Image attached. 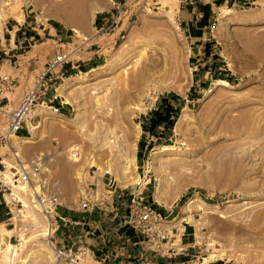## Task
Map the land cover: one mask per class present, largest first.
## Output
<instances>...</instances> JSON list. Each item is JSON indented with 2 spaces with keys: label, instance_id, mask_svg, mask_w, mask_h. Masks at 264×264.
Wrapping results in <instances>:
<instances>
[{
  "label": "rangeland",
  "instance_id": "1",
  "mask_svg": "<svg viewBox=\"0 0 264 264\" xmlns=\"http://www.w3.org/2000/svg\"><path fill=\"white\" fill-rule=\"evenodd\" d=\"M112 1L0 0V34L6 32L7 38L8 30L28 26L26 22L29 27L43 23L96 35L94 42L103 48L99 64L60 81V112L43 105L47 111L39 117L33 114L36 108L25 123L30 132L21 139L9 137L10 114L53 57L49 39L57 37H38L27 49V59L38 57L42 66L28 78L18 82L17 71L2 67L0 231L13 230L6 232L17 253L6 259L0 249V264H72L57 256L55 246H74L72 260L103 264L104 246L110 253L135 248L126 238L130 231L120 226L132 193L174 228L169 252L161 256L138 245L140 252L172 262L180 258L185 264H203L217 253L225 257L210 259V264H264V0H132L135 16L114 33L98 34L95 15L109 11ZM186 15L193 25L186 24ZM81 72L90 74L83 78ZM169 107L171 128L162 124L155 132L145 130L158 121L157 112ZM16 143L22 148L16 149ZM164 146L171 149L163 152ZM126 161L129 170L120 173L118 166ZM25 168L28 183L17 172ZM108 168L117 193L124 192L117 217L96 213L94 223L70 230L61 226L51 238L48 218L34 207L37 201L26 185L41 196L56 192L60 215L67 209L89 215L76 211L81 185L94 179L93 170L104 175ZM160 180L168 205L155 199ZM189 200L191 207L185 205ZM26 206L43 221L41 228L34 226ZM42 229L50 234L41 235ZM62 232H71L74 240ZM119 259L121 264L147 262Z\"/></svg>",
  "mask_w": 264,
  "mask_h": 264
},
{
  "label": "built area",
  "instance_id": "2",
  "mask_svg": "<svg viewBox=\"0 0 264 264\" xmlns=\"http://www.w3.org/2000/svg\"><path fill=\"white\" fill-rule=\"evenodd\" d=\"M131 1L113 0L112 11L105 17L103 25L98 27V34L101 32L114 33L120 27L124 11L131 5ZM47 22L49 21L47 20ZM69 39L68 42H65V39L60 36L56 38L55 42L61 48L47 62L45 69L35 76L33 86L26 91L18 108L10 114V134L18 135L23 130L30 113L40 105H48L54 112H60L59 105L63 106L64 101L58 94V87L65 76L63 68L66 64L72 62L73 55L79 53L85 45L90 48L91 45L89 44L92 41V38L80 34L75 29H71ZM4 80H7V77ZM93 173L94 179L89 182L83 181L81 185L76 211L83 214L99 213L101 217L113 214L116 218L118 198H121L124 192L117 193L116 181L109 173H104L102 177L96 175L94 170ZM19 179L25 183L30 182L31 178L27 168L22 171ZM132 195L133 199L129 206V214L123 217L121 228H127L130 231L127 236L128 241L143 245L147 250L163 256V253L171 250L167 249V246L174 228H168L167 217L161 212L145 205L140 197L133 193ZM60 204L56 192L50 191L42 196L38 194V208L48 218L51 238L66 222V219L58 212ZM182 236H184V233ZM82 249L79 248L78 251ZM55 250L60 259L73 261L72 258L75 256L74 246L69 249L55 246Z\"/></svg>",
  "mask_w": 264,
  "mask_h": 264
},
{
  "label": "crops",
  "instance_id": "3",
  "mask_svg": "<svg viewBox=\"0 0 264 264\" xmlns=\"http://www.w3.org/2000/svg\"><path fill=\"white\" fill-rule=\"evenodd\" d=\"M112 11V7L109 11H106L104 13H98L95 15V22L94 24L96 25L95 29H98L101 25L104 23L105 17H107V14ZM136 13L133 12V7L129 5L128 8L125 9L124 15H123V20H125L128 16H130V20L135 16ZM186 24L189 25L192 19L186 15ZM27 25H21L18 27V29L15 31H7V33L10 34V38H7L6 32L3 34H0V79L2 76V67L6 66L8 69H6L7 72H9V69H12L14 72L17 71L18 75L20 76L18 78V82L21 81V77L28 78L30 75V72L34 68H41L42 66H39L40 61L38 57H32L33 59H27L28 54L30 51H28V48L33 47V43H37L36 39L43 38L44 35H50L52 37H62L65 39V42H68L71 36V29H67L66 31L61 27H54V25H51L49 27L45 26L43 23L42 25H37L36 27H29L30 22H26ZM190 25H193L192 23ZM197 29V27H196ZM54 32V34H53ZM96 35L92 37V41L90 42L89 45H91L90 48H88L87 45L83 47V49L79 52L73 55L72 57V62L68 63L64 66L63 71L65 73V76H68L77 70L83 68L86 69L89 67V65H97L100 63L102 59V50L103 48L98 42H94L96 39ZM52 41L53 45L55 46L53 49V54L54 55L61 46L56 44L53 39H49ZM39 41V40H38ZM93 45V46H92ZM20 57H24V61H21ZM17 62L16 61L17 59ZM21 61L20 63H18ZM47 62L45 63L44 67L46 66ZM15 65V66H14ZM39 68V69H40ZM16 73V72H15ZM13 78V77H11ZM14 79V78H13ZM28 83V82H27ZM28 86V85H27ZM28 87L25 89V93ZM23 93V94H25ZM19 98V102H21ZM30 132V127L25 124L23 130L18 134L19 137H26L27 134ZM96 213H92L89 215H81L77 214L71 209L65 210L64 214L62 215L65 219L66 222L63 223L64 228H67V230H70V228H75V226L79 225H89L94 223V218H95ZM0 215H1V209H0ZM65 234L66 238H69L70 240H74L73 234L70 233H64L62 232V236ZM122 238L124 237L123 235L121 236ZM127 238V237H126ZM76 243V242H74ZM103 244L106 245V241H103ZM125 245V243H123ZM135 248L132 249H125L123 246L121 250H115L114 252L110 253V251L104 246L101 248V254H102V263L105 264L106 262H112V260H117L120 263V259L118 258L121 257L122 260H133L136 258L144 259L147 262L145 264H185L186 262L181 261L180 258L177 261H168L167 259H160L156 257V255H149L147 252L142 253L140 252V249L137 247V244H133ZM115 259H113V258ZM189 262V261H188Z\"/></svg>",
  "mask_w": 264,
  "mask_h": 264
},
{
  "label": "bare ground",
  "instance_id": "4",
  "mask_svg": "<svg viewBox=\"0 0 264 264\" xmlns=\"http://www.w3.org/2000/svg\"><path fill=\"white\" fill-rule=\"evenodd\" d=\"M24 16H23V14L21 13L20 14V18L18 19V21H22V18H23ZM90 74V72H81V77H83V78H86L88 75ZM63 91L64 90H61V92L63 93ZM62 99L64 100V96H62ZM45 106H43V105H40L39 106V108H38V110L36 111V112H33V114H34V116H39L40 117V114H43L42 112H44V111H47V110H45ZM31 114V113H30ZM30 116V115H29ZM28 119H29V117H28ZM9 137H13V138H16V139H21L18 135H14V134H9ZM129 138H131V136L129 135L128 137H127V139H129ZM132 139V138H131ZM121 143H123V142H121ZM14 146L16 147V149H21L22 148V146L20 145V144H14ZM122 146V145H121ZM119 148V147H118ZM122 147H120V149H119V151L121 152H119L118 150V152H119V154L121 155V157L119 156V158H122L123 156H122V153L124 154V151H123V149H121ZM171 148H170V146H164L163 148H162V150H163V152L164 151H168V150H170ZM114 155V154H113ZM117 155V154H116ZM125 155V154H124ZM125 157V156H124ZM103 158V157H102ZM114 158V157H113ZM125 159H126V157H125ZM92 161L93 160H91V163H92ZM94 162V161H93ZM107 162V161H106ZM76 163V162H75ZM90 163V164H91ZM96 163V162H95ZM7 165H8V167L10 168H14L11 164H9V163H7ZM119 165H122V166H118V171L120 172V173H122V172H124V174L125 173H127L128 172V170H129V163H128V161H126V163H124V164H119ZM111 166V165H110ZM136 167V166H135ZM98 169V168H97ZM99 169L101 170L102 168L101 167H99ZM98 171V170H97ZM17 172L21 175V172L17 169ZM105 172H109V173H111V172H113V169H110V168H108L107 169V171H105ZM89 174V173H88ZM84 175V174H83ZM100 177H102L103 176V174H101V175H99ZM82 177V176H81ZM84 177V176H83ZM69 178V177H68ZM71 178V177H70ZM115 178H117V177H115ZM68 180H70V179H68ZM73 180V179H72ZM119 180H121V178H119ZM74 181V180H73ZM159 182V181H158ZM127 186V185H126ZM161 180H160V184H159V186L157 187V195H156V197H155V199H156V202H158V203H160V204H164V205H168L167 203H165V201L163 200V196H162V194H161ZM75 187V186H74ZM26 190L28 191V192H30V193H32V195H33V197L36 199V201H37V204H38V194H39V190L38 189H36V188H34V189H31V186L30 185H26ZM68 193V192H67ZM75 194V193H74ZM18 199L20 200V201H22V197L21 196H19L18 195ZM63 203H64V201L63 200H61ZM69 201V200H68ZM71 201V200H70ZM167 201V200H166ZM190 201V200H189ZM188 201V202H189ZM75 202V201H74ZM71 203V202H70ZM170 203V202H169ZM62 204V203H61ZM193 204V201H190L188 204H186L185 203V205L187 206L188 205V207L190 206L191 207V205ZM67 205H69V204H67ZM34 207H38V205H35ZM26 208H27V211L33 216V219H32V221H33V224H34V226H36L37 228H41L42 227V224H43V221L42 220H40L39 219V217L31 210V207L30 206H26ZM69 208V207H68ZM262 216H259L258 218H261ZM257 218V219H258ZM2 224L0 223V226H1ZM181 229H183L181 226H180V228L178 229V231H180ZM6 231H8L9 233H11V232H13V230H1L0 231V243H1V247H0V249H1V251H2V254H3V256H4V258H6V259H9L11 256H13V257H15L16 256V253H17V250H15V248H16V246L14 245V244H12L9 240H8V237H7V232ZM42 231V234L41 235H49L50 234V231L48 232L47 231V229H42L41 230ZM183 233V232H182ZM180 235V234H179ZM177 236L176 238L178 239L177 241H180L181 240V235L180 236ZM171 236V235H170ZM173 236V235H172ZM197 239H201L200 237H197ZM200 242V241H199ZM180 250V249H179ZM14 251V252H13ZM14 254V255H13ZM49 255H50V252H49ZM232 255V254H231ZM53 256V255H52ZM225 256H224V253H217V254H215V255H211L210 256V258H205V260H204V263L203 264H210V259H215V260H217L218 258L219 259H223ZM50 258H51V256H50ZM51 259H53V258H51ZM72 264H86L85 262H84V259H82V258H80L79 259V261L78 260H73L72 261Z\"/></svg>",
  "mask_w": 264,
  "mask_h": 264
},
{
  "label": "trees",
  "instance_id": "5",
  "mask_svg": "<svg viewBox=\"0 0 264 264\" xmlns=\"http://www.w3.org/2000/svg\"><path fill=\"white\" fill-rule=\"evenodd\" d=\"M173 98L181 100V97H178L177 95H173ZM172 108V107H171ZM157 122L151 121L149 123L150 129L147 128L145 125L144 128L145 130H149L151 132H155L156 128L159 127L160 125L164 124L166 127L171 128L174 125V120H172L171 117V110L170 107L166 111L160 113L157 112ZM159 118V119H158Z\"/></svg>",
  "mask_w": 264,
  "mask_h": 264
}]
</instances>
